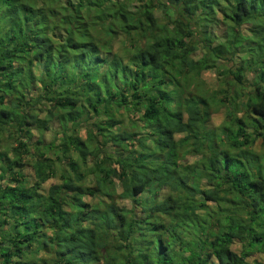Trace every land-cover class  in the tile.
Here are the masks:
<instances>
[{"label": "trees", "instance_id": "trees-1", "mask_svg": "<svg viewBox=\"0 0 264 264\" xmlns=\"http://www.w3.org/2000/svg\"><path fill=\"white\" fill-rule=\"evenodd\" d=\"M0 264H264V0H0Z\"/></svg>", "mask_w": 264, "mask_h": 264}, {"label": "rangeland", "instance_id": "rangeland-1", "mask_svg": "<svg viewBox=\"0 0 264 264\" xmlns=\"http://www.w3.org/2000/svg\"><path fill=\"white\" fill-rule=\"evenodd\" d=\"M157 13H158L157 15L159 16L160 21L165 22L166 19H164L163 13L160 12L159 10H157ZM167 13L170 15L172 12L169 11ZM123 40H124L123 36H120V37L117 38L116 43H114L115 44L114 45V51L115 52H120V53L122 52V49H123L122 48V44H125L124 42H122ZM200 79H201V85L202 86L199 84L200 83L199 82ZM193 81L191 79L187 80L185 87L186 88H188V87H192V88H194V87H197V88L198 87H202L203 89H205V88L206 89L207 88L208 89H212L213 86L215 85V82H216L215 73L213 71H204V72H202L201 77H199V79L197 77ZM36 108H38V109H36V112H37L39 118H43L44 116H47L46 115V112H47L46 110L48 108L46 106L38 105V107H36ZM226 118H227V116H225V112H224L223 108L221 107V109H218L216 112H214L213 118L210 121V123H213V125H218L222 121L226 120ZM90 122H92V121H90ZM50 125H52V127L44 132L43 140H44L45 143L52 141L54 139L55 132H57V130H59V128H60L59 123L56 122V121L51 122ZM84 126L86 127V124ZM87 129H89V127L80 129L79 130V135L82 136V137H85L86 136L85 135V132H86L85 130H87ZM32 132H33L32 134L34 135V137L31 140L33 141L36 138L35 136L38 135V132L35 129H33ZM103 152H104V150H102L100 154H103ZM197 159H198V157H190V156L185 157V156H183V158L181 160L183 162H189V163L191 162L192 163V162L196 161ZM91 163H92V160H88L87 165L90 166ZM86 169H87V167H86ZM81 170H84L83 167L81 168ZM56 172H57L56 176L48 179L42 185L41 189L46 191L50 185L60 182V177H59L60 171H59V169H57ZM24 174L26 175V178H25L26 180H28V181H32L33 180L32 170H31V168L29 166H27L24 169ZM72 176L74 177L75 174H72ZM84 178H85L84 180L82 179L81 181H79V182L76 181L75 183L78 184V185H83V184L90 185L91 184V182H90L91 176L90 175H88V176L86 175ZM117 188H118V186H117V183H116L115 186H114V190H118V191H116L113 194V198H114V200L116 202V205L120 207V206H122L124 204V205L129 207L131 205V202L129 200H121V199L118 198V195H117L118 193L117 192H119V189H117ZM146 196H147V194L144 197H146ZM84 199L86 201H92V199L90 197H88V196L84 197ZM159 199L163 200L164 198L160 197ZM89 222L88 223L90 225H92L91 227H94V223H92V221H89ZM46 232H48L50 234L52 232V230L51 229H46ZM98 232H101V231L98 230ZM251 258H253V256H250L249 260Z\"/></svg>", "mask_w": 264, "mask_h": 264}]
</instances>
